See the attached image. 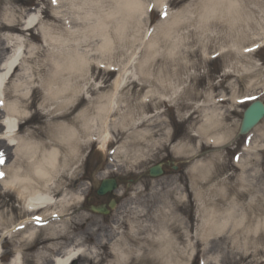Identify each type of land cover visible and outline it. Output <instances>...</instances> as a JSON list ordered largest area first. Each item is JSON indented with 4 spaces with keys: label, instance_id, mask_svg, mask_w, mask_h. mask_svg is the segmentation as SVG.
Listing matches in <instances>:
<instances>
[{
    "label": "rangeland",
    "instance_id": "rangeland-1",
    "mask_svg": "<svg viewBox=\"0 0 264 264\" xmlns=\"http://www.w3.org/2000/svg\"><path fill=\"white\" fill-rule=\"evenodd\" d=\"M148 2L151 7L156 3V0H148ZM200 2L201 0H168L160 9L153 7L150 13V24L147 25L146 39L156 31L155 23L161 16L165 19L168 18V15L163 14V11L167 14L169 11L182 13L190 5ZM56 6L55 0H0V56L5 58L12 54L13 48L7 47L8 41H12L11 45L23 41L22 45L26 51L23 65L25 67L29 64L33 66L31 70V75L34 77L33 86L29 88V95L21 97L19 100L22 101L21 106L31 113L27 119L21 118L20 135H28V141H32V143H44V149L47 151L56 146L62 153H68L67 147L61 146L55 141L48 143L53 140L54 130L50 126L48 117L42 114L38 107L43 102L44 96L38 87L39 80L35 78L46 75V69H37L36 64L38 60H43L44 53L33 50V55L29 56V49L33 45L37 49L43 45L42 36L37 31L40 23L50 21L62 23L52 15ZM32 14L40 18V23L33 26L32 29L25 30L24 22L27 16ZM186 27L187 25H181L178 30L183 31ZM210 28L219 31L225 30L224 26L215 23L211 24ZM188 36L190 39L186 48L181 49L182 55L177 57V60L181 61L180 66L176 69L177 82L184 85L180 94L172 100L159 96L151 97L143 104L136 105V101L146 94L148 88V85L141 83L142 78L137 80L129 78L121 89L122 95L127 94L125 104L129 107L136 106L138 114L139 109L142 108L143 114L149 117L148 120H144L136 126V131L148 133L143 140L130 136L131 129L125 131L110 123L108 129L112 142H109L107 148L100 147L97 138L88 141L86 137H82L81 142L74 145L75 155L69 157L66 166L63 156L58 158L59 170L54 177L57 187H54L53 197L58 203L63 198L66 200L64 218L68 219L70 216L72 218L71 223L68 222V234L70 233L74 238L72 241L69 240L71 245H68L66 249L71 246V249L81 253L78 259L70 261L68 264H163L158 255L162 244L155 238L165 232L168 233L170 239L175 241L176 258L179 259L180 264H217L215 259L217 257H219V264H264V259H259L264 257V230L256 237L249 235L251 236L248 239L249 249L253 246V238L256 239L254 243L261 247L255 253L248 251L245 254L238 251L237 246L233 244L235 238L233 239V236L229 235L230 231L226 230L223 234L209 235L203 238L204 230L200 227L204 213L201 203L204 206L207 199V188L216 185L214 189L219 191L225 189V184L227 189L236 184L238 195L241 196L239 203L246 209L249 208L251 198H260V203L257 204L258 214L261 222L264 223V120L255 129L254 133L257 134L253 135L254 138L252 136V141H255L253 144L259 145L254 148L255 153L249 156L246 163H237L233 167L232 155L237 150L236 147L243 146L246 138L238 135L240 115L245 105H238L235 102L228 103L230 96L232 101V97L248 95L253 91L259 92V96L264 99V93L260 92L264 90V79H262L264 77V47L245 51L259 40L254 36L248 42H237L235 47L228 52L221 53L222 49L218 50L215 57L212 55L217 53L218 44L225 42L224 36H209L206 38L207 44L200 43L194 29L188 32ZM227 43H231V41H227ZM141 55H143V50ZM183 60H186L187 63H183ZM163 64L169 65L168 71L171 74L172 61L166 58H157L154 71ZM244 66H247L246 69H251V71H245ZM228 68H232V71H226ZM107 69L106 67L100 70L101 76H98V79L104 82V87L100 91L114 89L115 79L119 76L118 70L108 72ZM260 71H263L261 77L259 76ZM17 74H22V72ZM14 78L16 77L9 79L6 87V95L10 100L14 98V92L10 88V83ZM163 95H171V90ZM224 95H228L226 97L228 99L224 101L228 104L226 109L228 112L226 114L223 112L225 117L223 122H226L225 126L227 127L225 130L228 134L229 127L235 128L234 134L231 135L235 137L221 140L222 142L218 143L220 147L216 149L218 146L215 144H204L206 139L198 133L200 125L203 124L201 120L203 111L215 104L213 100L217 101ZM218 103L220 104V101ZM86 106L87 101L81 98V101L72 110V116H75L76 112ZM116 115L118 113H113V118ZM23 120L26 121L22 125ZM61 121L70 124L74 122L68 114L51 118L52 124ZM236 122L237 125L234 126ZM221 132L225 133L223 130ZM260 137L263 142L257 143L256 141ZM94 141L97 142V145ZM121 145L128 152H124L127 153L128 159H125L124 154L119 152L118 147ZM109 150L114 151L111 155V158H114V172H117L118 175L121 174L119 175L120 193L117 197V206L111 210L109 215H101L91 212L89 205L107 202L108 198L97 197L92 193L93 191L88 194L87 187L92 184L95 188L102 178L104 167L109 161H112L111 153H108ZM137 150L143 158L132 163ZM210 159L218 167L212 173L213 180L208 181V179H202L200 174L197 175L196 171L202 168H197L201 164L210 163ZM121 160L124 162L120 163ZM251 161L253 162L250 163ZM159 162L163 163L165 174L158 178H151L147 175V169L152 164ZM233 174L237 175L233 177ZM240 175H243L245 180L248 176L249 182L245 186L241 185L243 182L240 181ZM219 183L220 185H218ZM248 184H250L249 187H246ZM258 185L261 188L260 191H256ZM197 192L200 193L199 198ZM11 193L7 189L0 193V221L3 223L0 224V228L9 227L8 225L13 222L18 223L26 217L21 210L22 203H18L16 198L14 200ZM87 194L89 200L84 201ZM91 194L93 195L91 196ZM212 199H217V207L222 210L231 201L228 202L226 199L224 202L222 195H214ZM51 211H57V209L52 207ZM41 212L40 210L36 213ZM28 215L30 216L32 213ZM50 215L48 214V216ZM59 219L54 218L50 223L59 224L61 222ZM46 223L47 221L42 220L38 225L36 239L32 244H28L26 233L17 232L6 238L0 236L1 264H5L13 256L14 248L17 245H20L22 250L21 264H53L52 261H49V257L55 253L54 251H51L50 255H47L48 252L45 251L41 253L44 248L55 242L54 239L44 240L48 231L44 229L51 224L45 227L40 226ZM123 235L128 236L127 244L130 248L134 250L140 248V254L133 253L130 258L125 260L116 256L112 245L116 243L120 248H124L125 245L121 240L122 237L124 238ZM101 242L107 243L108 246L100 245ZM186 242H189L191 247H186ZM241 243H243V237H241ZM181 249L185 250L184 254L180 252ZM61 255L64 257L63 254ZM83 255L87 256L83 257ZM136 255H140L141 262L135 263Z\"/></svg>",
    "mask_w": 264,
    "mask_h": 264
},
{
    "label": "clouds",
    "instance_id": "clouds-1",
    "mask_svg": "<svg viewBox=\"0 0 264 264\" xmlns=\"http://www.w3.org/2000/svg\"><path fill=\"white\" fill-rule=\"evenodd\" d=\"M167 2L168 0H156L150 7L148 0H58V7L53 9L52 15L62 23L55 21L40 23L37 31L42 36L43 45L40 49L35 45L29 49V56L33 55V50L44 53L43 60H38L36 64L37 69H46V75L35 78L39 80L38 87L44 96L38 107L41 113L48 117L54 130L53 140L48 143L55 141L67 147L69 152L62 153L56 146L42 153L40 146L19 147L18 151L24 153L30 162L35 164L37 176L55 174L58 158L63 156L66 166L69 157L75 155L74 145L80 143L82 137H86L88 141L96 139L97 135L109 128L110 123L125 131L131 129L130 136L143 140L148 133L136 131V126L149 117L143 114L142 108L138 114L136 106L129 107L125 104L127 94L122 95L121 89L129 78L132 80L142 78L141 83L148 85V88L146 94L136 101V105L143 104L151 97L159 96L172 100L180 94L184 85L177 82L176 69L181 62L177 57H181V49H185L189 42L190 30L196 31L201 44H207L206 38L209 36H224L225 42L218 44V48L222 49L221 53L234 48L237 42H248L254 36L257 39H264V0H201L198 4L190 5L182 13L169 11L167 19L161 16L155 23L156 31L146 39L147 25L150 24L153 7L160 9ZM214 23L224 26L225 30L210 28ZM181 25L187 27L179 31ZM157 58L172 61L171 74L168 71V64L160 65L154 71ZM183 63L186 64L187 61L183 60ZM112 65H115L116 71L118 70L119 80L114 89L100 91L104 87V82L98 79V76H101L100 70L107 67L108 72H111ZM226 71H232V68ZM25 75L27 80L18 85L16 83L15 87L24 88L21 95L27 97L28 89L33 86L34 77L31 75V69ZM169 90L171 95L164 96L163 93ZM93 92L96 94L93 95ZM81 98L87 101V106L72 116V110ZM8 110L18 118L31 115L27 111L16 112L13 105H9ZM113 113L118 115L113 118ZM62 114H68L74 122L51 123L53 116ZM17 121L19 124V119ZM211 121L212 118L206 119L198 134L208 136L216 127ZM120 152L123 153L124 149L121 148ZM38 154L42 159H37ZM124 156L125 159L129 158L127 153H124ZM141 158H143L141 153L137 151L131 162L136 163ZM202 179H207V176L204 175ZM212 187L215 188V185ZM219 191L223 194V189ZM199 195L197 192L198 198ZM203 207L201 203V208ZM236 207L232 202L229 210L219 221L216 213L204 209L200 227L205 230L206 235L223 234L229 227H231L229 235H234L237 229H243L240 236H235L233 244L237 246L238 251L245 254L248 251L255 253L261 246L253 241V246L249 249L248 236L259 235L264 230V223L257 224L254 228L245 227L243 214L239 219L236 218ZM155 239L162 244L158 255L163 264H180L176 258L175 241L169 238L168 233L165 232ZM180 252L184 254L185 250L181 249ZM215 259L219 264V257ZM12 264H21L19 254Z\"/></svg>",
    "mask_w": 264,
    "mask_h": 264
},
{
    "label": "bare ground",
    "instance_id": "bare-ground-1",
    "mask_svg": "<svg viewBox=\"0 0 264 264\" xmlns=\"http://www.w3.org/2000/svg\"><path fill=\"white\" fill-rule=\"evenodd\" d=\"M39 19L40 18L38 16H36L35 14H32V15L27 16V19L25 20L24 23H26L27 27H33V26H36L38 23H40ZM11 42H12L11 40L8 41L7 47L10 46L11 48H13L12 54L9 56H6L5 58H3V57L1 58V56H0V59H1L0 60V92H2V95H0V104L2 106V109L4 108V110L6 111V113L4 115L2 114L3 116H2L1 124L4 126L5 129L0 134V137H2V139L7 140L9 145L13 144L16 146L15 151H14V155L16 158L14 159L13 163L8 168H6L7 163L5 162L3 171L4 172L7 171L8 176L7 175L4 176V178H2V181H3V183L8 184L9 188L12 187V191L14 192L15 196L18 198L19 201L22 202V208L21 209H23V212L26 213V212H32V211H35L38 209H44L42 211V214L46 215V214H48V211H49V214L52 215V213H54V212L50 211V209L53 207V209H57V211H55L56 212L55 214L58 213L59 217H61V214L66 210L65 206H66L67 202L63 198L58 203V202H56V199L53 197L54 187H57L56 182L54 181V177H56L57 171L59 170V166L57 167L55 174L49 173L48 176H44V177L37 176L35 164L30 162L29 158L24 153L18 151V148L21 147L22 145H36V146H38V144H39L40 153H42L45 150L44 149L45 144L42 142L35 144L34 142L32 143V141L31 142L28 141V135L27 136H21L19 131L16 129L20 124V123L18 124L17 119H19V121H20L21 118H26V117H19L18 118L15 116L14 113H10L8 110V106L13 105L15 107L16 112L26 111L25 107L21 106V104H20L22 101H19L21 97H25V96L21 95V93L25 89L21 88V87L16 88L15 84L17 83V85H18L20 82L26 81L27 76L25 75V73H27L29 71V69L32 70V68H33V66H31L30 64L27 67H25L23 65V60L25 58L24 55L26 54L25 50L22 48L23 47L22 44H24L23 41H21L19 43H13V45H11ZM263 43H264V39H259L257 42L253 43L251 47L254 48L257 44L262 45ZM244 48H243V50H244ZM218 50H220V49L219 48L216 49V51H218ZM17 66L19 67L18 72L21 71L22 74L15 75L16 78H14V80L11 81L10 88L14 92V98L11 101H7L6 100L7 83H8V81H10L9 79L12 76V75L10 76L12 70L14 68H16ZM20 66H21V68H20ZM111 67H112V70L115 69V66H111ZM246 67L247 66H244L243 69H246ZM262 75H263V71H260L259 76L261 77ZM118 80H119V76L115 79L114 87H115V84L117 83ZM28 93H29V89H28ZM256 93H257L256 91H253L250 94L255 95ZM243 96H246V95H243ZM243 96H241V97H243ZM237 97L238 96H235V97H233V99L235 100ZM222 110H223L222 107L215 104L212 107L211 106L207 107L206 110L203 111V113H202L203 124L205 123L206 119L212 118L211 123L216 125V127L213 129V131L208 133V136H202L206 139V141L211 139L214 142H222L221 140L226 139L227 137L229 139L230 138L232 139L235 137L234 135L231 136L232 134H234L235 128H233V127L232 128L229 127L227 130L228 134L226 133V130H225V127H226L225 123L226 122H223V120H224L223 115L224 114H223ZM236 125H237V122L234 124V126H236ZM200 127H201V125H200ZM221 130H223L225 133L221 132ZM257 132H258V129H257ZM109 138H110V131L108 128H106L102 133L97 135V139L99 140L100 147H104L106 145V143H108ZM261 138L262 137H260L256 142L257 143L263 142V140H261ZM253 142H255V141L253 140ZM253 142L250 141V143H248L245 146V150L246 151L250 150V151L247 154L243 153L241 155V157H239V160L237 162L238 164L246 163V161L249 159V156H252L253 153H255L254 148L257 147L258 144H253ZM219 147L220 146L216 147V149H218ZM121 148H123V147L119 148V152H120ZM137 151H139V150H137ZM124 152H127L126 149L124 150ZM124 152H123V154H124ZM120 153H122V152H120ZM38 155L39 156H37V159L38 160L42 159V156L40 154H38ZM252 162L253 161H251L250 163H252ZM199 167H202V168H199ZM217 167H218V165L212 159H210V163L201 164L200 166L197 167L199 169L196 171V174L197 175L200 174L202 177L204 175H206L208 181L213 180L212 179L213 178L212 173ZM236 175L237 174H233L232 176L235 177ZM227 179L229 180V177ZM49 180H51L50 183H49ZM240 181L243 182V183H241V185L245 186V184H247L249 182L248 176L245 180V177L243 175H240ZM225 182H227V181H225ZM218 185H220V183ZM249 185L250 184L246 185V187H249ZM212 186L213 185H211V187ZM256 189H257L256 191L261 190L259 185H258V187H256ZM208 191H209V193H207ZM238 193L239 192L236 189V184L232 185L228 189H227V186L225 184V189H223V194H221L219 191H217L213 187L212 188L208 187L207 191H206L207 199L204 202V209H210L214 213H216L217 214V220L219 221L223 217L224 213L229 210L230 204L232 202H234L235 205L237 206L236 207V218L239 219L240 215L243 214V216L245 218V227L254 228L257 224H262L261 218L259 217V214H258V206H257V204L260 203V198H258V199L251 198V200L249 201V208L246 209L243 205H240L241 203H239V200L241 199V196H239ZM214 195H222L224 198L223 199L224 202L226 199H227L226 201H228V202L230 200L231 201L228 204V206H226V208H224L222 210V208L217 207V204H218L217 199H212V197ZM253 203H256V204H253ZM63 204H64V206H63ZM61 219L62 220L59 224H57V223L51 224L50 226H48V228L44 229V230H48L47 236L45 237L44 240L50 241V240L54 239L55 242H53L51 245L44 248V250H42L41 253H44V251H45V252H48L47 255H50V252L54 251L56 254L54 253V254L50 255V257H49V261H51V258H53L54 255H58L57 257L54 258V264H68L70 261L78 259L81 256V253H79L75 249H71V246L69 249H66V247L68 245H71L69 243H71L70 241H72L74 236L70 235V233L68 234V232H69L68 224L69 223L67 222V220L65 218L63 219L62 217H61ZM32 221H35V218H27V219L19 222L18 225H19V227H24V226H27ZM0 224H3V223L0 221ZM12 225H14V224H11L8 226L11 227ZM5 228H7V227H3L0 229H5ZM14 228H16V226H13L11 229H6L3 233H10L11 231L14 230ZM34 229H36V228H33L30 231L25 232L27 234L28 244H32V242L36 239V232H38V231L34 230ZM228 231L231 232V227H229ZM242 232H243V229H237V232L234 235H232L233 239L235 238V236H240V234ZM203 235H204L203 238L204 237L206 238L209 236V235L205 234V230L203 232ZM123 236H124V238L122 237L121 240H122V244L125 245L124 248H120L119 246H117L116 243L112 245V250L115 251L116 256L118 258H121V260H125L127 258H130V256H132L133 253L140 254L139 253L140 248H138V250H134L133 248H130V246H128V244H127V241H128L127 237L128 236H126V235H123ZM256 236H254V237H256ZM250 237L251 236H248V239ZM253 240L255 241L256 239L253 238ZM204 241H205V239H204ZM102 245L105 246V244H102ZM185 245H186V247H189L190 243L186 242ZM20 248H21V246L17 245V249H16L17 253H16L15 257H12V259L9 261L8 264H12L13 260L17 257V254H19V256L22 255V250ZM0 249H1V246H0ZM61 254H63L64 257H62ZM85 256H87V255H83V257H85ZM139 256L136 255V257L134 258L135 263H139L142 261L141 257H139ZM52 261H53V259H52ZM46 263H48V262H46Z\"/></svg>",
    "mask_w": 264,
    "mask_h": 264
},
{
    "label": "water",
    "instance_id": "water-1",
    "mask_svg": "<svg viewBox=\"0 0 264 264\" xmlns=\"http://www.w3.org/2000/svg\"><path fill=\"white\" fill-rule=\"evenodd\" d=\"M263 106L260 102H254L244 113L240 132L244 133L246 132L256 121L259 119L260 116L263 115ZM152 174L160 173V170L158 167L151 169ZM115 186L113 179H106L102 181L101 187L99 188V193H104L106 191H109L111 188ZM99 211L103 212L104 209H99Z\"/></svg>",
    "mask_w": 264,
    "mask_h": 264
},
{
    "label": "snow or ice",
    "instance_id": "snow-or-ice-1",
    "mask_svg": "<svg viewBox=\"0 0 264 264\" xmlns=\"http://www.w3.org/2000/svg\"><path fill=\"white\" fill-rule=\"evenodd\" d=\"M167 15V13L165 12V16ZM0 178H3V174H0ZM39 220H42L43 218L42 217H39L38 218Z\"/></svg>",
    "mask_w": 264,
    "mask_h": 264
}]
</instances>
